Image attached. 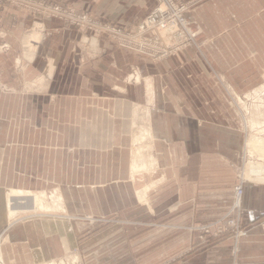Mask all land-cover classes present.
I'll return each instance as SVG.
<instances>
[{
	"label": "crops",
	"instance_id": "obj_1",
	"mask_svg": "<svg viewBox=\"0 0 264 264\" xmlns=\"http://www.w3.org/2000/svg\"><path fill=\"white\" fill-rule=\"evenodd\" d=\"M51 1L126 27L155 6V0ZM188 18L199 25L197 39L201 31L208 39L212 68L234 81L233 90H247L249 64L264 59V0H206ZM37 25L41 39L29 51L23 41ZM200 56L187 49L153 62L104 36L0 5L1 84L18 92L0 94V264H70L74 256L76 264H141L140 255L134 263L129 257L126 234L134 252L141 251L143 232L151 237L161 228L172 235L167 252L176 244L189 249L195 236L187 244L191 234L177 227L221 216L236 182L228 166L240 138ZM134 67L152 90L150 104L142 84L123 81ZM13 190L42 193L49 209L32 211L31 196H11V215ZM243 206L245 236L235 244L234 264H264L257 221L264 216V185L246 184ZM83 216L116 221L93 225ZM144 220L150 224L142 229ZM114 234L124 239L109 241ZM98 237L106 243L94 251ZM99 251L101 260L94 256ZM216 255L189 254L185 264H224Z\"/></svg>",
	"mask_w": 264,
	"mask_h": 264
},
{
	"label": "rangeland",
	"instance_id": "obj_2",
	"mask_svg": "<svg viewBox=\"0 0 264 264\" xmlns=\"http://www.w3.org/2000/svg\"><path fill=\"white\" fill-rule=\"evenodd\" d=\"M33 1H35L36 3L42 2L41 0H33ZM44 1H47L49 3H53L51 0H44ZM178 1L181 4H190L191 1H194V3L192 5H190L188 10L186 11V16H185L186 20H188L190 22L189 28H190L192 34L194 35L193 42L190 44V46L186 47L182 51L175 52L172 55H169L168 57L163 58V59L158 60V61H153V60H151V61L160 62V61H163V60H165L169 57H172L176 54L183 53L187 49H193V50H195V52L197 54H199V55L201 54L200 57H201L202 64H204V66L208 67L207 68L208 73H209L208 79H209L210 83H212L213 86L216 87L218 95L222 96V100L220 99L221 103H224L227 106L228 110L231 113H233L234 117L236 118L234 125H235V129L239 133L240 148H239L237 155H236V161L232 164H229V166H228L229 168L234 170L236 182L232 185L233 193H232L231 202L221 209L222 214L219 218L211 219V220L210 219H208V220L207 219H201V223H193V224L185 225L183 227L182 226L177 227L178 230L183 229V231L189 232L191 234L190 235L191 237L190 236H184L185 239L187 240L186 241L187 244L189 241L188 239L192 238L193 235L195 236L194 237L195 241L193 239L192 240L190 239V241H189V244H190L189 249H188V247L185 246V244L184 245H182V244L177 245L176 244L174 246L175 249L173 251L167 252L166 246L169 244L168 241L172 235H169L162 228L158 229V231H157L158 234H155L154 236L152 235L151 237H150L149 231L142 233V235H141V238H142V240H141V242H142L141 251L138 250V251L134 252V250L132 249L133 243H134V239H133L132 235L131 236H130V234L125 235V239H126L125 241L127 242V243L126 242L125 243H126L127 247L130 248V250L128 249L127 252L130 253L129 257L131 258L132 263H134V261L139 258V255L141 256V259H142L141 264H149V258H150L149 256L150 255H152V256L154 255V257L157 256L156 259H158V264H185L187 262L189 254H201V255L205 254L207 257L208 256L214 257V254L215 255L217 254L216 256H219V253H220L222 255V259L225 260L224 264H234L236 261L235 244L239 241L240 238L245 236L244 217L247 214V210L243 206V193H242V197L240 200L239 207L236 206L235 189L238 186H241L242 192H243V188L246 184H253L255 186L264 185V134H263V131H264L263 122H264V120H262V119H264V113L262 112V111H264L263 110L264 109V59H263V61L260 62V64L257 67H255V65L249 64V67L247 70H252L251 71L253 73L252 74V80H253L252 85L247 90H242V89L236 90V91L233 90L232 89V87H233L232 83L234 81L231 78H227V77L225 78V76H223L220 71L212 68V66L210 64V60H209V58H207V51H206V48H207L206 46L209 44L208 39L204 38L206 36L202 31H201V41H199L197 39V37L200 34L199 25L195 20L188 18V14L190 12H192L195 8H197V6L200 3H202L206 0H184V1L178 0ZM53 4H58V3H53ZM62 5H64V4H62ZM156 5H157V0H155L154 8L156 7ZM153 9L151 10V12L153 11ZM28 11L31 12L30 10H28ZM33 14H36V13H33ZM36 15H40V14H36ZM66 26H68V25H66ZM69 27L75 28L73 26H69ZM75 29L78 32L85 33L87 35L91 34L92 36H104L111 43L118 46L119 48H122L114 40H112L109 36H107L105 34H97V35L95 34L94 35L90 31L81 32L77 28H75ZM37 30H38V25L35 26L34 30H32L31 32H28L26 35L27 37L31 36V38L28 37L29 42H28L27 47H26L27 50H29V51H32L34 48L33 45L36 44L41 39V36H39L40 34L37 32ZM35 32H37V34ZM34 33H35V35H34ZM29 34H33V35H29ZM36 35H37V38L34 37ZM26 36L24 39H27ZM88 38H90V36H87V39ZM23 45H24V41H23ZM122 49H124V48H122ZM125 50H128V49H125ZM129 51H131V50H129ZM185 68H186V66H185ZM137 76H139V72L137 71V69L135 67L131 68V70L128 72V74H126L123 81L126 83H130V84H135V83L142 84V87L144 88V96H145L146 95V83L147 82L145 83V78L143 76H141V78L137 81L136 80ZM2 79H3V76L0 75V94L10 95V94L14 93V95H15L18 93L15 91L12 92V91L8 90L7 88H5L4 86H2L1 83H3L2 81L4 80V79L3 80ZM147 85H149V84L147 83ZM259 108H263L262 111H260L261 109L259 110ZM253 111L254 112H260V113L262 112L261 114L263 116L261 115L262 118L260 117V121H261L260 124H258L257 126H254V128H251L248 124H249L250 115ZM16 113H20V110H19V112L16 111ZM256 136L259 137L262 142H261V144L255 143L253 145L252 149L249 150L248 146H249L252 138H254ZM145 140L143 139L142 141H145ZM144 144H145V142H144ZM131 149L133 152L136 151V149H134V147H131ZM252 169H255L257 171H262V173H260V176L259 175L257 176L254 173L250 174V170H252ZM251 172H253V171H251ZM13 191H15V190H13ZM142 205L144 206L145 209L147 208V210H148V204H146V202H142ZM36 207H40V206L37 205ZM45 208L49 209L48 206H46ZM237 217H238V225L239 226L234 227V226H232V220L237 219ZM82 218L87 219V222L89 224H93V225L102 224V222L105 223V221H106V223L107 222H114V220H115L113 218H111L109 220H107V219L103 220L102 218H87L85 216H83ZM145 221H147V220H144L142 222V227H143L142 229H144L145 227H147V225L150 224V222H145ZM257 221H259V222L261 221L263 223L264 222V216L262 218L260 217ZM131 226H134V224ZM260 228H262L264 230L263 227H260ZM96 230H99V228ZM95 232H93V233L96 234ZM153 232L155 233V231H153ZM89 233L91 234V231H89ZM176 237L177 236L174 235V239H176ZM117 238H123L124 239V236L121 234L120 235L114 234L113 236L111 235V238L109 241H111V240L116 241ZM134 238H135V236H134ZM224 241L228 242L227 245H224V244L220 245V242L223 243ZM93 242H94V247H95V248L93 247L94 251L101 248V246H103V243H106L103 241L102 237H98ZM88 253H89V251H88ZM113 253L116 254L117 251L113 252ZM94 256L95 257L98 256V258H100V260H101L102 251H99ZM79 259L80 258H78V260ZM213 259L216 260L215 257ZM61 261L63 264H67L66 259L65 260L63 259ZM76 263H77V261L75 263L71 262V264H76Z\"/></svg>",
	"mask_w": 264,
	"mask_h": 264
},
{
	"label": "built area",
	"instance_id": "obj_3",
	"mask_svg": "<svg viewBox=\"0 0 264 264\" xmlns=\"http://www.w3.org/2000/svg\"><path fill=\"white\" fill-rule=\"evenodd\" d=\"M181 4L178 0H157L153 11L134 26H119L98 20L91 15L77 11L75 8L53 4L47 1L33 0H0V5L6 4L16 8L30 10L45 18L59 20L65 25L73 26L81 32L105 34L120 47L143 55L150 60L158 61L182 51L193 42L194 35L190 30V22L186 20V11L192 5ZM242 188L235 189L236 206L239 207ZM232 226L238 225L237 219L232 220ZM264 228V222H259ZM1 242V238H0Z\"/></svg>",
	"mask_w": 264,
	"mask_h": 264
},
{
	"label": "bare ground",
	"instance_id": "obj_4",
	"mask_svg": "<svg viewBox=\"0 0 264 264\" xmlns=\"http://www.w3.org/2000/svg\"><path fill=\"white\" fill-rule=\"evenodd\" d=\"M35 33L37 34V32H35ZM35 33H34V35H35ZM29 35H33V34H29ZM39 36H40V35H39ZM26 37H27V36H26ZM28 37L31 38V36H28ZM28 37H27V39H24V46H25V48L27 47V44H28V42H29V41H28V39H29ZM34 37L37 38V35L34 36ZM38 40H39V39H38ZM36 42H37V41H36ZM27 55H28V54H27ZM30 56H31V55H29L28 57H30ZM28 57H27V58H28ZM139 79H140V78L137 76L136 80L138 81ZM145 82H147V81H145ZM258 90H259V89H258ZM146 91H147L146 93H147V98H148L147 100L149 101V104H150V101L152 100V92H151L152 90L149 88V85H147V90H146ZM256 93H257V92H256ZM256 93H255V94H256ZM261 105H262V104H261ZM261 107H262V106H261ZM255 109H256V108H255ZM260 109H261V110H260ZM262 109H263V108H259L260 111H262ZM263 110H264V109H263ZM145 111H146V110H145ZM137 112H138V111H137ZM146 112H147V111H146ZM262 112L264 113V111H262ZM262 112H261V113H262ZM148 113H149V112H147L146 115H148ZM250 113H251V112H250ZM261 113H260V112H254V111L251 113L250 118H249V124H248L251 128H254V126H257L258 124H260V122H261V121H260V117H261V115H262ZM143 115H144V114H143ZM134 116H136L135 113H134ZM140 116H141V115H140ZM262 116H263V115H262ZM142 118H143V117H142ZM142 118H141V119H142ZM261 118H262V117H261ZM136 119H137V118H136ZM262 120H264V119H262ZM144 121H145V120H144ZM262 122H263V121H262ZM134 124H135V123H134ZM147 124H149V122H148ZM263 124H264V122H263ZM136 125H137V124H136ZM138 126H139V125H138ZM145 126H146V125H145ZM149 126H150V125H149ZM133 127H134V125H133ZM135 127H136V126H135ZM139 127H141V126H139ZM139 127H138V129H139ZM143 127H144V126H143ZM141 128H142V127H141ZM260 128H261V127H260ZM260 128H259V129H260ZM142 129H143V128H142ZM149 129H150V128H149ZM256 130H257V129H256ZM137 131H138V130H137ZM262 131H263V130H262ZM256 132H257V131H256ZM263 134H264V131H263ZM136 135L138 136V134H136ZM137 136H136V137H137ZM151 138H152V137H151ZM138 140H139V139H138ZM261 142H262L261 139H260L259 137H257V136L254 137V138H252V140H251V142H250V144H249V146H248V147H249V150L252 149V147H253V145H254L255 143H257V144H261ZM143 145H144V144H143ZM141 146H142V145H141ZM146 147H148V146H146ZM136 148H137V147H136ZM136 148H135V149H136ZM139 148H140V147H139ZM149 148H150V147H149ZM151 148H152V147H151ZM151 148H150V149H151ZM136 150H138V148H137ZM131 154H132V153H131ZM133 154H135V152H134ZM133 154H132V157H133ZM149 155H150V154H149ZM150 156H151V155H150ZM150 156H149V157H150ZM143 159L145 160L146 158H143ZM138 161H139V158H138V160L136 161V163H137V168H142L143 165H138ZM131 162H132V160H131ZM131 162H130V163H131ZM144 162H145V161H144ZM130 165H131V164H130ZM129 168H130V167H129ZM154 170H155V169H154ZM251 171H253V172H251ZM129 173H130V171H129ZM251 173H254V174L257 175V176H258V175L260 176V173H262V171H257V170H255V169H252V170H250V174H251ZM141 176H142V175H141ZM155 180H156V179H155ZM136 182H137V181H136ZM144 190H146V189L144 188ZM135 192H136V191H135ZM145 192H146V191H145ZM57 193H58V192H57ZM142 193H143V192H142ZM138 194H139V193H138ZM135 195H136V193H135ZM143 195H144V194H143ZM143 195H142V197H143ZM11 196H13V197H14V196H21V198H22V196H29V197L31 196V198L34 199L35 206H33V208H32V207L29 208V207H30V205H29L28 208H29L30 210H32V211H36V210H37V211H38V210H39L38 208H40V210H42V209H46V208H45V207H46L45 204H42L43 202L41 203V201H43V200L40 199L41 197H43V194H42V193L39 194V193H32V192L24 193V192H22V191H11L10 196H9V199H8L9 212H10L11 215H14V214L16 213V211L13 210V209L10 207L11 205H13L12 202H11V199H10ZM60 196H61V195H60ZM144 196H145V195H144ZM14 198H15V197H14ZM59 198H60V197H59ZM137 198H139V197H137ZM140 198H141V197H140ZM17 199H18V198H17ZM42 199H43V198H42ZM50 199H51V198H50ZM47 200H48V199H47ZM141 200H142V199H141ZM141 200H140V201H141ZM52 201H53V199H52ZM61 201H62V200H61ZM138 201H139V200H138ZM140 201H139V202H140ZM143 201H144V199H143ZM28 202H29V201H28ZM49 202H50V201H49ZM141 202H142V201H141ZM57 203H58V202H57ZM29 204H30V203H29ZM63 204H64V203H63ZM21 205H22V204H21ZM31 205H32V204H31ZM37 205L40 206V207H36ZM46 205H47V204H46ZM48 205H49V203H48ZM51 205H52V203H51ZM54 205H55V204H54ZM54 205H53V206H54ZM60 205H61V203H60ZM53 206H52V208H54ZM56 206H57L58 209H61V208H59V207H62V206H59L58 204H57ZM22 207H23V206H22ZM13 208H16V207H13ZM55 208H56V207H55ZM57 208H56V209H57ZM25 209H26V208H25ZM17 210H18V209H17ZM61 210H63V209H61ZM18 211H19V210H18ZM28 212H30V211L28 210ZM15 215H16V214H15ZM0 259H1V258H0ZM71 260H72V262L75 263L78 259H77L76 256H74V257H72ZM69 261H70V260H69ZM59 263H60V264H63L62 261H60ZM48 264H56V263H55V262H50V263H48ZM70 264H71V263H70Z\"/></svg>",
	"mask_w": 264,
	"mask_h": 264
}]
</instances>
